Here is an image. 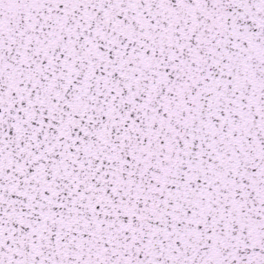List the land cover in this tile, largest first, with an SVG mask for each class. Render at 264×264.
<instances>
[{
  "label": "snow or ice",
  "instance_id": "snow-or-ice-1",
  "mask_svg": "<svg viewBox=\"0 0 264 264\" xmlns=\"http://www.w3.org/2000/svg\"><path fill=\"white\" fill-rule=\"evenodd\" d=\"M0 264H264V0H0Z\"/></svg>",
  "mask_w": 264,
  "mask_h": 264
}]
</instances>
